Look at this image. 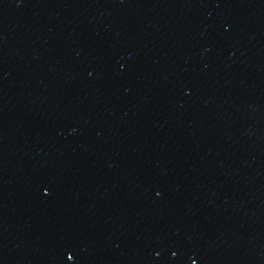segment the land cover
I'll return each mask as SVG.
<instances>
[{
  "label": "water",
  "instance_id": "1",
  "mask_svg": "<svg viewBox=\"0 0 264 264\" xmlns=\"http://www.w3.org/2000/svg\"><path fill=\"white\" fill-rule=\"evenodd\" d=\"M0 264H264V0H0Z\"/></svg>",
  "mask_w": 264,
  "mask_h": 264
}]
</instances>
